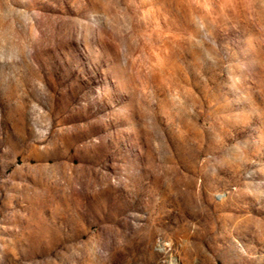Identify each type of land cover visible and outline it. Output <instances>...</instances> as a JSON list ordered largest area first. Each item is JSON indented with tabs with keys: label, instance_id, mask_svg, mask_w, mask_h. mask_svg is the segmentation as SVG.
I'll return each mask as SVG.
<instances>
[{
	"label": "rangeland",
	"instance_id": "1",
	"mask_svg": "<svg viewBox=\"0 0 264 264\" xmlns=\"http://www.w3.org/2000/svg\"><path fill=\"white\" fill-rule=\"evenodd\" d=\"M0 264H264V0H0Z\"/></svg>",
	"mask_w": 264,
	"mask_h": 264
}]
</instances>
